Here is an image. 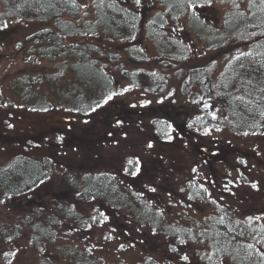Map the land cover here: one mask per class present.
Returning a JSON list of instances; mask_svg holds the SVG:
<instances>
[{"label": "trees", "instance_id": "obj_1", "mask_svg": "<svg viewBox=\"0 0 264 264\" xmlns=\"http://www.w3.org/2000/svg\"><path fill=\"white\" fill-rule=\"evenodd\" d=\"M0 2L3 5L1 22L49 23L28 36L18 49H23L24 67L37 66L43 61L50 64V69L30 72L23 67L6 85L18 93L20 101L31 111L59 109L65 113L87 115L101 108L92 111L98 103L103 107L102 102L110 92L121 93L125 87L128 91L165 92L169 74L161 69L119 67L116 72L113 63L117 56L99 43L108 40L123 44L129 57L143 63L150 59V49L155 53V59L167 60L169 65L178 63L182 95L190 96L193 103L202 99L219 102L221 107L215 116L202 112L187 119L190 128L213 125L227 127L237 134L264 133V116H261L264 112L262 0H213L214 4L225 5L216 22L200 13L209 7L204 0H199L194 8H187L179 0H149L157 7L148 14L146 21L141 6L137 8L139 10L133 9L118 0H103L102 3L91 0L89 7H76L83 5L80 0ZM110 4L113 6L109 7ZM142 27H145L144 35L141 34ZM140 37L144 43L139 41ZM230 40L236 48L227 56L221 69L217 56L187 64L188 58L193 56L195 41L205 51H216ZM114 74L126 82L125 86L115 84ZM41 85H45L44 88H40ZM193 95L197 98L192 99ZM52 98L56 104L50 101ZM150 123L156 137L165 143L172 142L173 128L168 127L169 121L155 117ZM168 135L172 136L171 140L166 139ZM124 165L128 172L135 169V161ZM55 167L52 158L36 159L19 153L7 165L0 166V194L4 198L27 194L46 180ZM66 183L82 201L98 200L114 210L119 209L120 204L126 205L133 220L147 222L157 229L155 232L161 225H166L173 232L170 235L175 238L172 239L179 243L181 240L200 242L206 249L202 254L204 264H221L227 260L232 264H264V256L260 255L264 252V217L257 220L253 215L238 219L224 206L215 204L214 211L198 220L196 227L180 225L171 223L169 216L163 213L166 208H159L132 184L122 185L110 171L67 177ZM204 189V186L188 187L185 191L190 200L207 203L208 191ZM72 207L66 201L58 202L51 214L50 210L46 211L45 217L33 221L24 218L23 222L30 229L29 246H38L43 252L45 244L54 242L59 230L68 232L70 225L84 226L85 220ZM16 229L20 231V226ZM249 244L253 247L248 248ZM57 250L62 253L63 264H110L89 248L85 251L66 246ZM137 264L159 262L152 257H143V262Z\"/></svg>", "mask_w": 264, "mask_h": 264}, {"label": "rangeland", "instance_id": "obj_2", "mask_svg": "<svg viewBox=\"0 0 264 264\" xmlns=\"http://www.w3.org/2000/svg\"><path fill=\"white\" fill-rule=\"evenodd\" d=\"M80 1L87 7L91 2ZM120 1L132 8L141 6L147 14L157 7L149 0H141L139 4L134 0ZM224 7V4L213 3L200 13L216 22ZM2 9L0 2V12ZM3 24L8 27L3 28ZM45 25L49 23L15 20L0 23V166L7 165L19 153L36 159L49 157L56 163L46 180L29 193L15 198H4L0 194V264H63L62 253L57 248L66 246L85 251L89 248L110 264H137L143 262V257H152L159 264H204L202 254L206 249L200 242L179 243L172 239L175 238L170 235L173 232L166 225H161L155 232L157 229L153 231L147 222L133 220L126 205L120 204L119 209L114 210L98 200L78 199L66 179L83 173L112 172L119 183L132 184L159 208H166L163 213L169 216L171 223L196 227L198 220L214 211L215 204L224 206L238 219L253 215L264 217V135L237 134L227 127L213 125L190 128L187 119L202 112L215 116L221 105L209 99L193 103L190 96L182 95L181 70L177 71L179 64L169 65L167 60L155 59L151 49L150 59L143 63L129 57L121 43L99 42L117 56L113 63L116 72L119 67L143 66L168 73L167 88L162 94L141 90L123 92L87 115L65 113L59 109L31 111L25 107L18 93L6 85L24 67L23 49L16 45L25 44L28 36ZM183 29L189 36L184 24ZM144 32L142 29L141 34ZM139 41L145 42L142 37ZM230 41L216 51H205L195 41L193 56L188 58L187 64L217 56L221 69L227 56L236 48L233 40ZM49 67L42 61L37 66H26L24 70L45 72ZM115 76L116 85L126 84L118 74ZM145 100L150 103L144 104ZM50 101L56 104L53 98ZM203 103L205 105L201 106ZM155 117L170 122L172 142L165 143L155 136L150 123ZM205 129H208L207 135ZM149 141L153 144L151 149L147 148ZM137 159L139 163H136ZM129 160L135 161V169L131 172L141 168L135 176L124 165ZM252 183H256L257 188L253 189ZM198 186L207 189V203L188 198L185 189ZM150 188L156 191H149ZM65 201L79 211L86 224L70 225L68 232L59 230L54 242L45 244L43 252L38 246H29L30 229L23 219L33 221L45 217L47 210L51 214L58 202ZM101 213L108 217L103 223H100L103 220ZM92 216L97 217L96 221L91 219ZM17 225L20 231L16 229ZM173 248L175 252L171 250ZM5 253L15 255L5 256ZM184 255L188 260L180 259ZM221 264L232 262L227 260Z\"/></svg>", "mask_w": 264, "mask_h": 264}, {"label": "snow or ice", "instance_id": "obj_3", "mask_svg": "<svg viewBox=\"0 0 264 264\" xmlns=\"http://www.w3.org/2000/svg\"><path fill=\"white\" fill-rule=\"evenodd\" d=\"M102 2H103V0H101V3H102ZM134 2H135L136 4H139V3L141 2V0H134ZM221 2H222V0H221ZM262 2H264V0H262ZM179 3L182 4V5H187V8H194L195 6H197V5L199 4V0H179ZM204 3H206L208 6H211V4L213 3V0H204ZM75 6H76V7H87V5H75ZM108 6H109V7H112L113 5L110 4V5H108ZM2 27H3V28H7L8 25H7V24H3ZM132 39H135V37H132ZM19 46H20L19 44L16 45V47H19ZM241 55H246V53H241ZM233 59H237V57H234ZM128 90H129V89H128L127 87H125L124 89H122L121 93L110 92V93L104 98V100H103L102 103H103V104H106V103H108L109 101H111V100L113 99L114 96H116V95H121V94H123V92H127ZM148 103H150V101H147V100L144 101V104H148ZM100 107H102V104H101V103H98V104L96 105V107L92 109V111H95L97 108H100ZM261 116H264V112H261ZM85 123H87V121H85ZM117 123H120V122L117 121ZM9 127H12V125L9 124ZM168 127L170 128L171 125H168ZM217 131H219V129H217ZM205 134H206V135L208 134V129H205ZM244 134H245V135H248L247 132L244 133ZM109 135H111V133H109ZM262 135H264V133H262ZM166 139L171 140V139H172V136H171V135H168V136H166ZM147 148H148V149L153 148V144H152L151 141H149V142L147 143ZM242 162H243V161H242ZM128 163H129V164H132L133 161H132V160H129ZM136 163H139V160H138V159H137ZM140 171H141V168H140V167H137V168H136V171L131 172V175H134V176H135V175H137ZM192 171L195 172L196 169L193 168ZM41 183H43V181H42ZM201 187H203V186H201ZM251 187H252L253 189H255V188H257V184H256V183H252V184H251ZM204 190L207 191V189H204ZM225 190H227V185H225ZM149 191L155 192L156 189H155V188H150ZM181 191H183V189H181ZM0 203H2V201H0ZM101 216H103V220H101L100 223H103L104 221H106V220L108 219V217H107L106 215H104L103 213H101ZM91 219H92L93 221H96L97 217L92 216ZM251 219H252V218L249 217V221H251ZM255 219L259 220L260 217H256ZM221 222H223V221L221 220ZM89 227H91V225H89ZM153 231H155V229H154ZM108 238L110 239L111 237H108ZM180 243H184V241L181 240ZM123 247H124V245H121V248H123ZM252 247H253V245H251V244L248 245V248H252ZM171 250H172L173 252L176 251L175 248H173V249H171ZM9 255H15V253H5V256H9ZM260 255L264 256V252L260 253ZM180 259H182V260H188V256H187V255L181 256Z\"/></svg>", "mask_w": 264, "mask_h": 264}]
</instances>
